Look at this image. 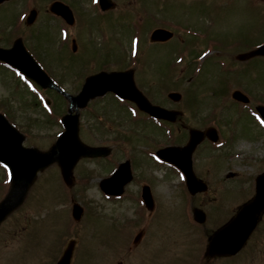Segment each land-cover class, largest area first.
Masks as SVG:
<instances>
[{
    "label": "rangeland",
    "instance_id": "obj_1",
    "mask_svg": "<svg viewBox=\"0 0 264 264\" xmlns=\"http://www.w3.org/2000/svg\"><path fill=\"white\" fill-rule=\"evenodd\" d=\"M53 1L0 5V47L22 40L71 95L84 76L123 70L130 60L135 86L173 111L175 120L164 136L109 94L73 110L80 143L104 150L106 158L80 157L64 177L58 164L39 172L23 203L0 225V264H55L71 240L70 264H264V213L234 257L204 255L209 234L252 198L255 177L264 172V124L254 112L264 105V57H237L264 39V0H113L104 13L94 0H60L74 11L71 27L48 13ZM31 8L37 17L26 27L20 15ZM133 26L140 33L136 59L130 46ZM156 28L170 30L173 37L150 44ZM201 52L206 58L194 64ZM36 87L0 65V113L23 135L25 147L45 152L64 131L59 120L68 101ZM235 90L249 98V107L235 104L230 97ZM172 92L179 101L167 98ZM210 127L218 129L217 145L204 140L192 155L194 173L207 189L191 196L182 176L157 162L154 152L168 141L183 146L189 129ZM125 160L133 178L122 196L108 198L98 184ZM144 185L154 201L150 212L140 200ZM9 187L7 171L0 168V200ZM73 203L82 209L78 222L70 215Z\"/></svg>",
    "mask_w": 264,
    "mask_h": 264
},
{
    "label": "water",
    "instance_id": "obj_2",
    "mask_svg": "<svg viewBox=\"0 0 264 264\" xmlns=\"http://www.w3.org/2000/svg\"><path fill=\"white\" fill-rule=\"evenodd\" d=\"M3 1L5 0H0V2ZM99 5L101 10L112 8L110 0H99ZM49 11L63 18L68 25L73 24L72 13L65 5L54 2L49 6ZM35 16L36 13L33 11L27 19V24H31ZM169 38H171V34L164 30H156L151 35L152 42H163ZM254 55H264V46L251 52L248 56ZM0 61L18 70L40 87L59 91L31 56L26 53L20 42H16L10 50L0 49ZM108 91L113 92L118 97L134 101L140 109L153 117L167 120H173L174 118L173 113L159 107L150 106L135 91L130 76L125 74H101L92 77L87 80L77 97H69L68 115L62 120L65 132L46 153H39L33 149L21 147V135L0 116V162L9 167L12 177V187L7 196L0 202V224L22 204L27 189L39 170L57 162L61 165L62 170L67 172L76 159L85 153L84 148L77 140V116L72 115V108H81L90 98L103 95ZM169 97L173 101H178L180 98L175 93L169 94ZM232 98L242 103L248 102V99L238 91L233 92ZM256 110L264 121V107H258ZM205 137L213 142L217 140L215 131L212 129L207 130L205 133L190 130L189 140L185 146L169 147L157 152L159 158L175 165L185 175L187 190L192 195L206 190V185L194 177L191 169L192 153ZM97 153L101 154L102 152ZM130 178L128 164L125 163L119 167L111 178L104 180L100 184V188L108 195L117 196L122 193L123 186ZM142 199L147 209L151 210L153 201L147 187L142 190ZM263 212L264 173L255 180L254 197L244 204L230 221L209 236L205 253L207 258L235 255L244 246ZM81 214L82 209L74 204L72 209L73 219L79 221ZM196 219L201 220L199 213L196 214ZM73 247L74 243L70 242L57 264H70Z\"/></svg>",
    "mask_w": 264,
    "mask_h": 264
}]
</instances>
